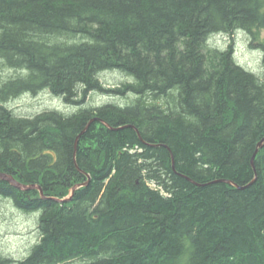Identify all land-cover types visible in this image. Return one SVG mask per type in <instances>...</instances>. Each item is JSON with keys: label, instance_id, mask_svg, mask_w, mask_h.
Masks as SVG:
<instances>
[{"label": "trees", "instance_id": "trees-1", "mask_svg": "<svg viewBox=\"0 0 264 264\" xmlns=\"http://www.w3.org/2000/svg\"><path fill=\"white\" fill-rule=\"evenodd\" d=\"M239 29L261 38L264 0H0V59L24 71L0 87V172L61 199L90 176L67 202L0 179L41 234L0 264H264V80L207 45ZM41 90L135 97L6 105Z\"/></svg>", "mask_w": 264, "mask_h": 264}, {"label": "rangeland", "instance_id": "rangeland-1", "mask_svg": "<svg viewBox=\"0 0 264 264\" xmlns=\"http://www.w3.org/2000/svg\"><path fill=\"white\" fill-rule=\"evenodd\" d=\"M232 40L236 61L264 80V29L261 31L260 39H256L248 31L242 29L236 30L233 34L216 33L207 39V45L224 50L228 48ZM23 73L22 69L8 66L4 59H0V87L9 78ZM99 76L108 87L133 81L131 75L119 69L102 71ZM134 97V94L122 96L93 91L83 104L76 105L66 102L49 90H41L37 93L23 92L11 98L6 105L15 114L21 116H34L48 109H56L68 114L75 112L79 107H94L106 102L126 105ZM39 217V211H25L17 207L11 198L0 195V254L14 259L26 257L40 240Z\"/></svg>", "mask_w": 264, "mask_h": 264}, {"label": "water", "instance_id": "water-1", "mask_svg": "<svg viewBox=\"0 0 264 264\" xmlns=\"http://www.w3.org/2000/svg\"><path fill=\"white\" fill-rule=\"evenodd\" d=\"M78 144V139L76 140V145ZM264 146V138L258 143L257 145V148L252 156V162L254 163V158L257 154V152L259 151L260 148H262ZM78 147L76 146L75 149H77ZM173 162H174V159H173ZM0 179L2 180H6L8 182H10L12 185L14 186H17L23 190H28V189H39L41 191V194L44 198H49V199H54L56 201H59V202H67V201H70L74 198V195L77 191L78 188H80L81 186H86L88 184V182L90 181V176H88V180L85 181V182H82V183H79V184H76L75 186H73L71 188V192H70V196L66 197V198H58V197H53V196H50V197H46L44 195V191L42 189V187L38 184H31V185H27V184H24V183H21L19 182L12 174H8V173H2L0 172Z\"/></svg>", "mask_w": 264, "mask_h": 264}, {"label": "bare ground", "instance_id": "bare-ground-1", "mask_svg": "<svg viewBox=\"0 0 264 264\" xmlns=\"http://www.w3.org/2000/svg\"><path fill=\"white\" fill-rule=\"evenodd\" d=\"M213 34H211L210 36H212ZM209 36V37H210ZM221 51V50H220ZM48 110H50V109H48ZM252 161V160H251ZM252 164H253V162H252ZM149 184H150V186H156V184L154 183V182H149ZM41 192V191H40ZM42 195V194H41ZM68 196H70V195H68ZM67 196V197H68ZM41 197H43V196H41Z\"/></svg>", "mask_w": 264, "mask_h": 264}]
</instances>
